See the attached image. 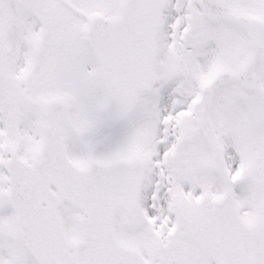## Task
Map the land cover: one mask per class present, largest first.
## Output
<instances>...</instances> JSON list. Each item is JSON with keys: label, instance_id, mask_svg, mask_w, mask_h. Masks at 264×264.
<instances>
[{"label": "snow or ice", "instance_id": "1", "mask_svg": "<svg viewBox=\"0 0 264 264\" xmlns=\"http://www.w3.org/2000/svg\"><path fill=\"white\" fill-rule=\"evenodd\" d=\"M0 264H264V0H0Z\"/></svg>", "mask_w": 264, "mask_h": 264}]
</instances>
